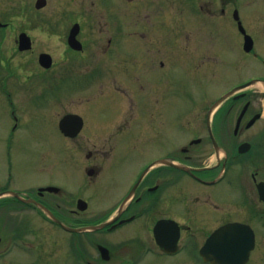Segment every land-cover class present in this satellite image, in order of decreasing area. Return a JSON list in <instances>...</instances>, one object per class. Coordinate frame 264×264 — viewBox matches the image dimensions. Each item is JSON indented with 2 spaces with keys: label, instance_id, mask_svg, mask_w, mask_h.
Returning <instances> with one entry per match:
<instances>
[{
  "label": "flooded vegetation",
  "instance_id": "flooded-vegetation-1",
  "mask_svg": "<svg viewBox=\"0 0 264 264\" xmlns=\"http://www.w3.org/2000/svg\"><path fill=\"white\" fill-rule=\"evenodd\" d=\"M114 1L128 11L115 16L113 37L102 45L109 60L96 61V76H84L114 87L81 92L79 110L66 113L81 116L78 135L63 134L58 121L63 148L49 135L56 119L51 76L47 87L0 78V165L8 164L0 170V264H210L201 252L215 230L235 222L254 228L245 217L264 222V55L250 25L262 21L260 13L244 18V0H173L181 10L174 28L169 0ZM216 74L231 83L217 98L211 87L200 89ZM253 80L261 86L231 95L209 123L220 98ZM35 95L41 108L25 109L23 99ZM94 199L107 203L101 219L112 221L102 230L114 236L112 246L102 242L107 260L99 242L95 258L87 236L65 228L94 222L86 215ZM81 200L87 210H79ZM159 224L180 230L175 253L167 252L175 239L158 242ZM225 247L215 241L211 256Z\"/></svg>",
  "mask_w": 264,
  "mask_h": 264
},
{
  "label": "rangeland",
  "instance_id": "rangeland-1",
  "mask_svg": "<svg viewBox=\"0 0 264 264\" xmlns=\"http://www.w3.org/2000/svg\"><path fill=\"white\" fill-rule=\"evenodd\" d=\"M36 1L0 0V22L7 24L6 30H0V78H3V82L8 80L14 87H17V82L30 87L29 82L31 78L40 86L47 87L48 83L45 82L43 84V81L48 80L51 76V85L56 103V119L55 128L50 129L49 135L53 137L55 143H62L61 147L63 148L65 142L60 136L58 121L69 111L79 110L77 104L82 101L79 99L81 92H112L114 84H111L106 79H101L97 83L93 81L95 79L91 80V78L84 76H96L94 74L96 70L94 66L97 63L95 62L99 59H103L104 61L109 60V53L102 56V45L106 46L109 43V39L113 37L114 18L118 13L122 15L124 11H128V4L122 2L114 3L116 2L114 0H112L113 2L106 3H102L100 0H47V6L37 10L35 7ZM169 2L172 4L166 11V17L169 27L175 28L176 22L181 17V10L179 5L173 4V0H169ZM241 11L243 17L246 19H250L260 13V17L258 18L262 21L251 20L250 25L253 27L255 37L259 40L258 49L264 55V0H244ZM75 23L81 25L78 39L84 46L82 52L73 51L67 43L70 29ZM22 32L28 33L33 38L34 47L30 51L19 52L18 50L16 41ZM41 53H49L53 57L54 64L51 69L46 70L39 65L38 57ZM248 63V68L246 69L250 70V63ZM218 66L216 64V69ZM83 70L88 71L87 75ZM225 75L221 74L219 77L216 74L213 83H205L200 86L201 91L202 89L209 90V87H211L213 96L215 98L218 97L231 85L230 82L225 81V79H228ZM14 91H17V89L14 88ZM44 92L47 93V89ZM37 98L38 95H35L33 99L25 97L23 99L25 103L24 108H41L42 100ZM202 103L203 101L201 100V108ZM1 104L2 102L0 101ZM17 104L22 108L19 100H17ZM10 105L11 102L7 100L6 106ZM43 107H47V94ZM93 108H96V106H93ZM9 113L7 112L5 116H8ZM8 118L10 119V116ZM25 128L23 127L19 135L26 132ZM36 128L38 127L36 126ZM3 129H5V126H3ZM44 136L47 141V131ZM27 140L28 145L32 146V140L30 138ZM21 155L29 156L26 150ZM4 162L5 159L3 158L2 163ZM7 169V163L0 165V170L4 171V173ZM14 169L16 174L18 172L16 164ZM60 184H62V181ZM101 197L106 202L108 195L103 192ZM106 204L102 206L94 199L86 215L92 219H101V216L108 209V206H105ZM237 215L239 216V213ZM244 220L253 223L259 237L258 245L248 264H264V222H253L248 217H245ZM55 236L63 237L64 234L57 232ZM91 236H93V240L104 242L109 246H112L114 242L112 233H98ZM83 238L86 239L85 237ZM87 238L90 239L89 237ZM91 241H88L87 250L92 254L90 256L97 258L98 254L90 243ZM58 250L56 249V251ZM166 264L171 263L167 261Z\"/></svg>",
  "mask_w": 264,
  "mask_h": 264
},
{
  "label": "water",
  "instance_id": "water-1",
  "mask_svg": "<svg viewBox=\"0 0 264 264\" xmlns=\"http://www.w3.org/2000/svg\"><path fill=\"white\" fill-rule=\"evenodd\" d=\"M47 5L46 0H38L36 3V8L37 9H42ZM0 26H3L0 24ZM80 32V26L76 24L70 33L69 36V44L70 46L75 49V50H82L83 46L82 44L77 40V35ZM248 42L247 44V50L252 49V39L250 36H247ZM19 49L21 51L29 50L31 48V38L23 33L20 35L19 38ZM52 57L48 54H41L40 55V63L43 67L45 68H50L52 66ZM257 81H252L245 85L244 87H249L252 85H255ZM236 91V90H235ZM234 91V92H235ZM225 99L222 98L220 99L211 109V113L214 112L218 108V106L222 103V101ZM73 123L77 125L78 127L75 129H69V124ZM82 125V120L80 117H77L75 115H68L65 116L62 121L60 122V128L63 133H65L68 136L74 137L78 134V132L81 129ZM84 203V202H82ZM86 205V203H84ZM81 206V210H85L86 206ZM45 212L48 213L50 216V212L44 208L43 206H40ZM52 219H54L56 222H59L53 215L50 216ZM111 223V221H106L100 224H95V225H87L83 228L75 229L73 231L77 233H82V232H95L104 229L106 226H108ZM163 226L159 225L155 232L157 235L158 239H162L166 237L167 239H178L179 237V230L174 229L169 231L168 233H163ZM162 237V238H161ZM224 239L226 242V247L221 255L222 259H217V258H210L208 256V248L212 246V244L217 241ZM255 247V234L253 230L243 224H231L227 225L224 227L219 228L217 231H215L209 238V241L206 245V248L203 252V255L206 260L211 261L212 264H246L249 260L250 253ZM99 249L103 255L108 254L109 250L103 246H99ZM225 255V257H223ZM108 258V257H107Z\"/></svg>",
  "mask_w": 264,
  "mask_h": 264
}]
</instances>
